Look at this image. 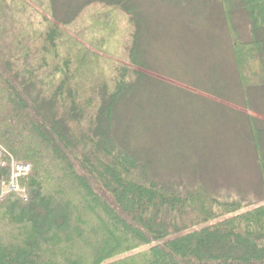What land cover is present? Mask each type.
I'll return each mask as SVG.
<instances>
[{"label": "trees", "instance_id": "obj_1", "mask_svg": "<svg viewBox=\"0 0 264 264\" xmlns=\"http://www.w3.org/2000/svg\"><path fill=\"white\" fill-rule=\"evenodd\" d=\"M29 1L0 0V264H264V200L158 181L137 147L119 139L130 69L112 64L113 86L92 80L115 10L136 30L130 0L92 1L105 10L87 46L55 20L54 0ZM242 1L254 29L263 28L264 0ZM238 46L251 62L264 42ZM252 134L258 147L264 128ZM12 157L32 165L20 179L25 198L1 197Z\"/></svg>", "mask_w": 264, "mask_h": 264}, {"label": "rangeland", "instance_id": "obj_2", "mask_svg": "<svg viewBox=\"0 0 264 264\" xmlns=\"http://www.w3.org/2000/svg\"><path fill=\"white\" fill-rule=\"evenodd\" d=\"M92 1L54 0L55 20H64V32L86 46L98 25L95 14L105 10V3ZM130 5L139 15L136 30L116 9L113 26L104 31L107 53H100L104 59L92 80L113 86L112 64L130 69L131 101H123L116 115L119 139L137 147L158 181L180 179L222 197L262 202L258 147L264 162V134L257 147L252 132L264 128V46L250 62L238 44L264 42V26L254 29L242 0H130ZM37 9L53 19L45 8Z\"/></svg>", "mask_w": 264, "mask_h": 264}, {"label": "built area", "instance_id": "obj_3", "mask_svg": "<svg viewBox=\"0 0 264 264\" xmlns=\"http://www.w3.org/2000/svg\"><path fill=\"white\" fill-rule=\"evenodd\" d=\"M0 150V154H1ZM2 165H5V163H2ZM31 170V165L29 163H23V162H13L12 163V176H11V182H10V189L11 190H17L18 185L16 184L19 177L27 175Z\"/></svg>", "mask_w": 264, "mask_h": 264}]
</instances>
